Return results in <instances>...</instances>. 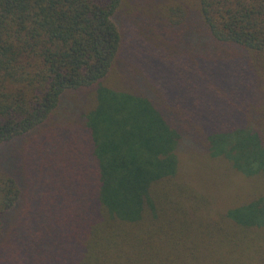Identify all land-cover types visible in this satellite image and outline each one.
Returning <instances> with one entry per match:
<instances>
[{
    "label": "trees",
    "instance_id": "1",
    "mask_svg": "<svg viewBox=\"0 0 264 264\" xmlns=\"http://www.w3.org/2000/svg\"><path fill=\"white\" fill-rule=\"evenodd\" d=\"M144 1L0 0V264H264V0Z\"/></svg>",
    "mask_w": 264,
    "mask_h": 264
},
{
    "label": "rangeland",
    "instance_id": "2",
    "mask_svg": "<svg viewBox=\"0 0 264 264\" xmlns=\"http://www.w3.org/2000/svg\"><path fill=\"white\" fill-rule=\"evenodd\" d=\"M143 2L146 1L143 0ZM131 20L134 21L133 18ZM181 162L187 168V174L190 178L199 182L198 187L204 192L209 191V194L211 192L214 201L220 200L223 203H229V205L238 204L249 200L258 192L255 178L245 176L243 173L231 168L230 164L224 159L208 161L203 156H182ZM215 162L218 165H215ZM50 190L53 193L51 203H61V199L57 200L55 187H51ZM65 191L67 192V187H65ZM254 191L257 192L254 193ZM261 192H263V188Z\"/></svg>",
    "mask_w": 264,
    "mask_h": 264
}]
</instances>
